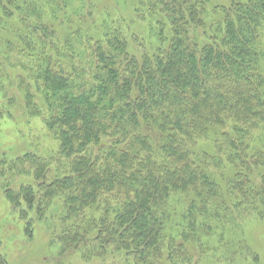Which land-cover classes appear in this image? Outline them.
Wrapping results in <instances>:
<instances>
[{
  "label": "trees",
  "instance_id": "1",
  "mask_svg": "<svg viewBox=\"0 0 264 264\" xmlns=\"http://www.w3.org/2000/svg\"><path fill=\"white\" fill-rule=\"evenodd\" d=\"M150 2L169 27L166 49L138 59L117 36L90 45L81 72L66 75L45 60L39 70L64 165L53 180L52 160L27 155L15 165H30L44 198L62 197L67 218L78 220L62 238L64 252L93 235L135 264L186 259L184 243L205 226L198 220L217 218L215 171L248 160L252 135L264 127V0L213 6V20L210 0ZM193 27L208 45L190 42ZM6 195L30 207L37 199L32 186ZM178 195L186 205L173 227L169 205Z\"/></svg>",
  "mask_w": 264,
  "mask_h": 264
},
{
  "label": "rangeland",
  "instance_id": "2",
  "mask_svg": "<svg viewBox=\"0 0 264 264\" xmlns=\"http://www.w3.org/2000/svg\"><path fill=\"white\" fill-rule=\"evenodd\" d=\"M150 1L0 0V264H135L123 252L97 246L93 235L64 252L62 238L78 229V220L67 218L62 197L44 198L30 165L15 163L27 155L52 160L48 180L64 165L56 132L47 125L53 109L47 107V92L38 79L44 60L66 75L81 72L92 61L90 45L117 36L128 43L130 55L154 56L172 36L168 26L161 27L164 17ZM231 5L232 0H210V20L211 7ZM189 38L201 47L209 44L194 27ZM251 142L248 160L235 168L225 160L215 171L222 197L217 218L199 219L205 226L190 236L195 243H184L186 259L170 264H264V155L254 158L264 143V127L253 133ZM23 186L34 187V207L8 200V190L18 194ZM185 205L186 196L172 199L173 227L183 223L177 215Z\"/></svg>",
  "mask_w": 264,
  "mask_h": 264
}]
</instances>
